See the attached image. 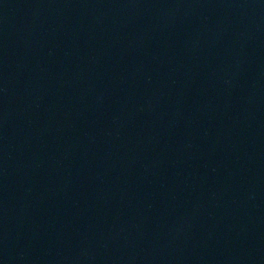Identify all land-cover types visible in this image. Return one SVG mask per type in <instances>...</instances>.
<instances>
[{
	"label": "water",
	"instance_id": "95a60500",
	"mask_svg": "<svg viewBox=\"0 0 264 264\" xmlns=\"http://www.w3.org/2000/svg\"><path fill=\"white\" fill-rule=\"evenodd\" d=\"M0 57L264 199V0H0Z\"/></svg>",
	"mask_w": 264,
	"mask_h": 264
}]
</instances>
